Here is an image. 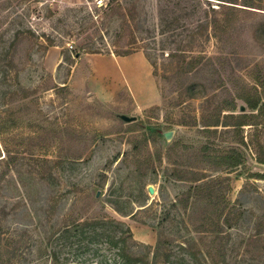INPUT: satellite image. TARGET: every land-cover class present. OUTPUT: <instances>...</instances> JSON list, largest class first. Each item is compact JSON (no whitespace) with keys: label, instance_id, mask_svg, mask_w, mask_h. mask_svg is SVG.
Returning a JSON list of instances; mask_svg holds the SVG:
<instances>
[{"label":"rangeland","instance_id":"obj_1","mask_svg":"<svg viewBox=\"0 0 264 264\" xmlns=\"http://www.w3.org/2000/svg\"><path fill=\"white\" fill-rule=\"evenodd\" d=\"M219 2L0 0V264H264V115L226 117L264 103V9L217 30ZM135 51L157 102L68 82L78 53Z\"/></svg>","mask_w":264,"mask_h":264},{"label":"crops","instance_id":"obj_2","mask_svg":"<svg viewBox=\"0 0 264 264\" xmlns=\"http://www.w3.org/2000/svg\"><path fill=\"white\" fill-rule=\"evenodd\" d=\"M68 74V82L83 87L101 101H111L125 92L136 104L157 102L151 77V65L142 52L125 55L114 53H78ZM63 62L60 48L52 47L45 55L46 65Z\"/></svg>","mask_w":264,"mask_h":264},{"label":"trees","instance_id":"obj_3","mask_svg":"<svg viewBox=\"0 0 264 264\" xmlns=\"http://www.w3.org/2000/svg\"><path fill=\"white\" fill-rule=\"evenodd\" d=\"M218 7L227 10V12L222 15L221 18H218L216 16L213 17V19H211L208 23H211L212 27H214V29L219 30L220 27H224L227 26V24L230 23L231 18L229 17V12L228 10L230 9L231 11H242V10H247V8H259V9H264L261 7H258V5L255 3L254 0H220ZM218 9V8H217ZM212 12H216L215 8H211ZM224 25V26H222ZM127 53H124L123 55H125ZM122 55V54H120ZM173 56L178 57V55L176 53H173ZM181 56H184L183 53L181 54ZM244 101L247 103V106L249 109L251 110H257V114L254 113H229V115H227L226 117H228L229 119H231V125L233 126L234 129H236L237 131H240L238 129L242 128L244 125L247 124H259V123H254L251 119L254 116H258V115H264V103H260L259 105V98L255 97L253 95L249 96L247 95V97H244ZM218 125V122H208L207 124H205V126H216ZM209 130V129H208ZM235 130V131H236ZM237 142L243 143V137H240V140H238ZM261 146V145H259ZM260 152L258 151L256 153L255 156V161L259 164L264 165V149H262V147L260 148ZM205 156V154H204ZM208 158V155L206 157V160ZM243 155L241 152L237 151H230V152H223L221 155L217 156L216 159L218 161H215L214 165H217L218 167L221 166H226L229 168H234L239 166L243 161ZM257 175L258 178L264 179V173L263 174H259V173H255ZM199 179V178H197Z\"/></svg>","mask_w":264,"mask_h":264},{"label":"water","instance_id":"obj_4","mask_svg":"<svg viewBox=\"0 0 264 264\" xmlns=\"http://www.w3.org/2000/svg\"><path fill=\"white\" fill-rule=\"evenodd\" d=\"M241 109H243V107H241ZM120 117L124 120V121H131L134 117H130V116H127V115H120ZM164 136L169 139L171 137V132L170 131H167L164 133ZM149 191L152 193L153 189L151 187H149Z\"/></svg>","mask_w":264,"mask_h":264},{"label":"built area","instance_id":"obj_5","mask_svg":"<svg viewBox=\"0 0 264 264\" xmlns=\"http://www.w3.org/2000/svg\"><path fill=\"white\" fill-rule=\"evenodd\" d=\"M71 47V46H70Z\"/></svg>","mask_w":264,"mask_h":264}]
</instances>
